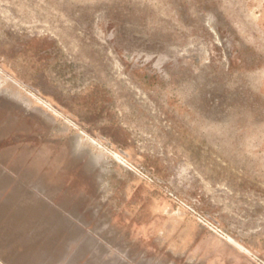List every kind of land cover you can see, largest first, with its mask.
<instances>
[{"label":"rangeland","instance_id":"rangeland-1","mask_svg":"<svg viewBox=\"0 0 264 264\" xmlns=\"http://www.w3.org/2000/svg\"><path fill=\"white\" fill-rule=\"evenodd\" d=\"M0 160L85 264H264V0H0Z\"/></svg>","mask_w":264,"mask_h":264},{"label":"crops","instance_id":"crops-1","mask_svg":"<svg viewBox=\"0 0 264 264\" xmlns=\"http://www.w3.org/2000/svg\"><path fill=\"white\" fill-rule=\"evenodd\" d=\"M30 166L0 160V264H85L86 228L63 185Z\"/></svg>","mask_w":264,"mask_h":264}]
</instances>
